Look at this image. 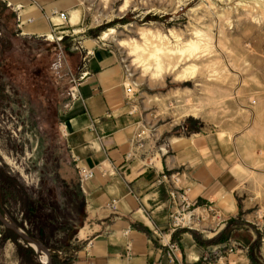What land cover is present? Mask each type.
Returning <instances> with one entry per match:
<instances>
[{
  "label": "rangeland",
  "instance_id": "1",
  "mask_svg": "<svg viewBox=\"0 0 264 264\" xmlns=\"http://www.w3.org/2000/svg\"><path fill=\"white\" fill-rule=\"evenodd\" d=\"M77 1L64 25L69 36L53 42L17 37L10 11L0 16V181L15 185L8 198L0 185V210L39 237L57 264H69L66 249L86 215L62 113L74 81L88 72L90 51L101 48L118 62L125 88L134 87L129 105L141 113V138L178 124L227 138L238 202L262 223L247 250L264 264V0ZM111 29L116 33L99 41ZM157 63L163 78L154 77ZM190 110L200 118L185 117ZM32 204L39 208L30 213ZM4 230L0 224V264H42Z\"/></svg>",
  "mask_w": 264,
  "mask_h": 264
},
{
  "label": "crops",
  "instance_id": "2",
  "mask_svg": "<svg viewBox=\"0 0 264 264\" xmlns=\"http://www.w3.org/2000/svg\"><path fill=\"white\" fill-rule=\"evenodd\" d=\"M77 7V0H0L1 10L14 16L17 37L47 42L69 36L64 25ZM105 52L90 51L81 99L62 113L86 215L66 249L67 262L253 264L247 249L262 223L238 202L240 178L231 168L227 138L205 128L189 132L180 124L156 129L150 140L138 138L145 129L141 113L128 104L120 66ZM78 168L93 171L94 179L82 181ZM175 189L186 191L193 207L174 233ZM234 240L241 248L226 253ZM170 245L178 247L173 260Z\"/></svg>",
  "mask_w": 264,
  "mask_h": 264
},
{
  "label": "built area",
  "instance_id": "3",
  "mask_svg": "<svg viewBox=\"0 0 264 264\" xmlns=\"http://www.w3.org/2000/svg\"><path fill=\"white\" fill-rule=\"evenodd\" d=\"M61 19L63 21H68V14L62 13L60 15ZM48 41L53 42L54 37H47L46 38ZM88 73L82 74L80 79L76 82L74 81V85L71 88L70 95L72 102L75 103L81 99L80 92H79V87L81 83L85 80L87 77ZM126 95L128 97V104L132 103L133 98L135 97V91L134 87L132 85L128 86L126 88ZM144 133L142 132L138 138H141ZM63 136L67 137V134L63 132ZM79 175L82 181H88L94 179L95 175L93 171L87 170L85 168H78ZM188 193L186 191H179V190H172L170 193V197L172 199V202L177 205V212L175 215L172 216V226H171V232H177L180 230V228L183 227L184 221L186 214L190 212L192 209L193 205L192 203L188 200L187 197ZM239 245L236 242L230 241L228 243V246L225 249V252L228 254H232L236 249H238ZM178 251V247L176 245H170L169 246V257L170 259H175V254ZM218 262V261H217Z\"/></svg>",
  "mask_w": 264,
  "mask_h": 264
},
{
  "label": "water",
  "instance_id": "4",
  "mask_svg": "<svg viewBox=\"0 0 264 264\" xmlns=\"http://www.w3.org/2000/svg\"><path fill=\"white\" fill-rule=\"evenodd\" d=\"M1 110H2V99L0 96V113ZM0 224L4 229L12 232L22 243L33 248L36 254L40 258L42 257V255H45L48 258L47 264H53L52 252L44 244V242L39 237L35 235H31L25 232L24 230L20 229L12 220H10L8 217L4 215L2 210H0Z\"/></svg>",
  "mask_w": 264,
  "mask_h": 264
},
{
  "label": "trees",
  "instance_id": "5",
  "mask_svg": "<svg viewBox=\"0 0 264 264\" xmlns=\"http://www.w3.org/2000/svg\"><path fill=\"white\" fill-rule=\"evenodd\" d=\"M3 14V11L2 10H0V16ZM10 19H14V16H12V15H10ZM0 96H1V98H2V102H4V100H5V96H4V93H3V91L0 89ZM0 185L2 186V191H3V193H4V196L6 197V198H8V197H11V195L13 196V195H15V185L12 183V181H10V180H8L7 178L5 179V181H4V183H1V181H0ZM8 192H10V193H8ZM39 205H34V204H32V206H30L29 208H28V211L30 212V213H32V212H36V210L39 208L38 207ZM3 212V211H2ZM4 234H6V235H8V239L9 240H11L12 242H15V243H19V239L12 233V232H10V231H8V230H4ZM257 244H258V242H257ZM27 246V245H26ZM18 248L20 249V250H26V252L29 254V255H34L35 254V251L31 248V247H28V248H24V247H22L21 245H18ZM250 259H251V261H252V263L253 264H258L254 259H253V257L251 256V254H250ZM53 264H57V261H56V259L55 258H53ZM59 264V263H58Z\"/></svg>",
  "mask_w": 264,
  "mask_h": 264
},
{
  "label": "bare ground",
  "instance_id": "6",
  "mask_svg": "<svg viewBox=\"0 0 264 264\" xmlns=\"http://www.w3.org/2000/svg\"><path fill=\"white\" fill-rule=\"evenodd\" d=\"M76 32V31H75ZM79 32V31H78ZM116 32L114 31V29H111V30H109V31H107V32H103V34L101 35V37L99 38L100 40L99 41H101V42H106L109 38H110V36L112 35V34H115ZM123 43V42H122ZM120 44V43H119ZM139 49V48H138ZM141 54V53H140ZM151 58V57H150ZM150 58H148V59H150ZM154 58V57H153ZM147 60V59H146ZM151 60V59H150ZM178 63H175L174 65H173V67H172V72H175L176 71V69H177V67H178ZM138 66V65H137ZM169 67V66H168ZM164 69L165 68H163L162 67V65L160 64V63H157V68H156V71H155V76L154 77H157V78H163V73H164ZM186 70V69H185ZM190 71V70H189ZM186 74H188V70L187 71H185V74L184 75H186ZM182 76L183 78L185 77V76ZM191 76V75H190ZM189 76V77H190ZM192 76H193V74H192ZM181 77V79H183ZM176 78L178 79V78H180V77H178V75H176ZM192 78V77H191ZM191 80V79H190ZM182 81V80H181ZM193 116V117H197V118H200V115H199V113H198V111H196V110H190V111H188V112H186V114H185V117H187V116ZM41 261H42V263H44V264H47L48 263V258L45 256V255H43L42 257H41Z\"/></svg>",
  "mask_w": 264,
  "mask_h": 264
}]
</instances>
